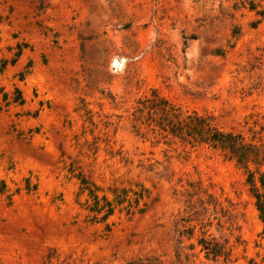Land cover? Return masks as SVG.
I'll list each match as a JSON object with an SVG mask.
<instances>
[{"label":"rangeland","instance_id":"rangeland-1","mask_svg":"<svg viewBox=\"0 0 264 264\" xmlns=\"http://www.w3.org/2000/svg\"><path fill=\"white\" fill-rule=\"evenodd\" d=\"M248 1L0 0V264H264L244 171L136 134L132 116L154 91L264 142V20ZM195 210L230 263L178 237Z\"/></svg>","mask_w":264,"mask_h":264},{"label":"trees","instance_id":"trees-1","mask_svg":"<svg viewBox=\"0 0 264 264\" xmlns=\"http://www.w3.org/2000/svg\"><path fill=\"white\" fill-rule=\"evenodd\" d=\"M260 3H263L262 7L259 6ZM258 7L260 9L257 10ZM248 10L255 11V15L260 18L256 24L264 20V0H259L258 3L248 1ZM232 34L233 36L238 35L237 31H233ZM136 104L138 106L132 115L135 126H137L136 134L142 135L139 130L140 126H143L148 129V134L156 143L160 141L168 146L170 143L178 142L190 148L205 147L217 152L224 160L231 161L242 169L246 175V183L254 199L258 217L264 224V142L261 137H256L257 133H252L248 139L239 131L222 130L216 126L211 114L196 111L182 113L179 107L158 97L154 91L151 92L150 98L143 97ZM255 176H258L260 190L255 187ZM79 185L80 193L87 192L88 198L93 202L91 212L103 213L102 221L112 215L114 206L111 202L104 197L99 199L95 190L91 189L84 179H80ZM120 202L117 201V204ZM199 203L203 206L202 202ZM206 204L209 205L210 200ZM191 215L195 217L179 219L182 230L178 231V237L185 238L187 241L195 240V243H189L187 250L192 252L193 257L202 255L205 261L221 260L223 263H230L231 248L202 231L206 224L203 225L199 219L197 210L193 211ZM191 222L196 224L188 225ZM197 225L200 234L194 238V229ZM195 250H197L196 253H194Z\"/></svg>","mask_w":264,"mask_h":264},{"label":"bare ground","instance_id":"bare-ground-1","mask_svg":"<svg viewBox=\"0 0 264 264\" xmlns=\"http://www.w3.org/2000/svg\"><path fill=\"white\" fill-rule=\"evenodd\" d=\"M113 66H114V67H118L117 62L114 61V62H113Z\"/></svg>","mask_w":264,"mask_h":264}]
</instances>
